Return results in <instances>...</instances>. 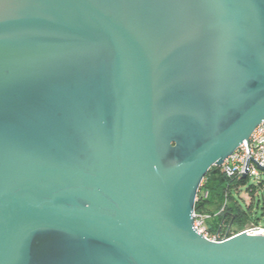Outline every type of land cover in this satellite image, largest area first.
<instances>
[{"label":"water","instance_id":"95a60500","mask_svg":"<svg viewBox=\"0 0 264 264\" xmlns=\"http://www.w3.org/2000/svg\"><path fill=\"white\" fill-rule=\"evenodd\" d=\"M261 121L264 0H0V264H264L192 216Z\"/></svg>","mask_w":264,"mask_h":264},{"label":"trees","instance_id":"16d2710c","mask_svg":"<svg viewBox=\"0 0 264 264\" xmlns=\"http://www.w3.org/2000/svg\"><path fill=\"white\" fill-rule=\"evenodd\" d=\"M246 182L247 177L228 178L217 165L208 169L193 205L196 213L209 215L205 227L210 233H216L222 224V231L229 229L234 233L245 224L264 228V172L259 173L255 183ZM241 189L250 198L247 204L240 196Z\"/></svg>","mask_w":264,"mask_h":264},{"label":"built area","instance_id":"2783aa9c","mask_svg":"<svg viewBox=\"0 0 264 264\" xmlns=\"http://www.w3.org/2000/svg\"><path fill=\"white\" fill-rule=\"evenodd\" d=\"M257 165L264 167V121H261L252 131L247 141H243L234 152L228 156L223 163L219 166L222 173L228 178H239L244 173L246 177H254L256 180L259 178L260 171ZM204 192V196H206ZM223 207L220 209V211ZM193 226L196 232L210 241L219 242L229 239L239 232L245 231L250 234H256L259 227L250 226L246 230L243 228L237 233L231 232L227 229L225 232L222 228L218 229L216 233H210L205 227V218L209 217L208 214L196 213L193 211Z\"/></svg>","mask_w":264,"mask_h":264},{"label":"rangeland","instance_id":"374dc122","mask_svg":"<svg viewBox=\"0 0 264 264\" xmlns=\"http://www.w3.org/2000/svg\"><path fill=\"white\" fill-rule=\"evenodd\" d=\"M255 180H256V178H254V177H247V184H249V183H255ZM244 189H241V191H240V196H241V198L244 200V203L245 204H247V202H249L250 201V198L248 197V195L245 193V191H243ZM205 221H206V223H207V221H209L208 219H206L205 218ZM250 227V224H245L243 227H242V229L244 228L245 230L247 229V228H249ZM241 229V230H242ZM231 232H233V230H230Z\"/></svg>","mask_w":264,"mask_h":264},{"label":"bare ground","instance_id":"6f19581e","mask_svg":"<svg viewBox=\"0 0 264 264\" xmlns=\"http://www.w3.org/2000/svg\"><path fill=\"white\" fill-rule=\"evenodd\" d=\"M256 234H264V228H259L255 232Z\"/></svg>","mask_w":264,"mask_h":264}]
</instances>
